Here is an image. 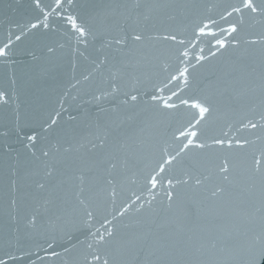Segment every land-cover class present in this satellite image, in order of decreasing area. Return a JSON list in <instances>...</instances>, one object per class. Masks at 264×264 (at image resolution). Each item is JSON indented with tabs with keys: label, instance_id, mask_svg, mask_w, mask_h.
<instances>
[{
	"label": "water",
	"instance_id": "95a60500",
	"mask_svg": "<svg viewBox=\"0 0 264 264\" xmlns=\"http://www.w3.org/2000/svg\"><path fill=\"white\" fill-rule=\"evenodd\" d=\"M239 6L240 0H63L48 28L32 29L43 20L33 0H0V47L12 41L0 57V259L252 264L264 251V15H227ZM205 24L215 35L199 34ZM230 24L238 31H225ZM185 99L210 108L195 128L189 124L198 110L180 103ZM185 130L198 136L181 152ZM178 152L151 188L149 177ZM224 160L227 174L219 171Z\"/></svg>",
	"mask_w": 264,
	"mask_h": 264
},
{
	"label": "snow or ice",
	"instance_id": "6c2138e0",
	"mask_svg": "<svg viewBox=\"0 0 264 264\" xmlns=\"http://www.w3.org/2000/svg\"><path fill=\"white\" fill-rule=\"evenodd\" d=\"M34 5L37 9L40 10V13L43 17V20H37L35 23H32L30 25V27L32 29L37 28L38 26H43L44 28H48L49 24L47 23L48 18L51 14L55 13L57 16H59L61 13L59 11V9L61 8L62 2L63 0H54V4L52 6H46V5H42L41 0H33ZM71 2V0H69V3ZM244 10H248L250 13L252 14H258V15H264V0H262V2L260 4H257L255 2V0H240V6L239 7H233L231 12H228L227 15L231 16L232 12H236V13H242ZM68 22L71 24L72 28L75 29L78 33L79 36L83 37L87 34V31L84 27L80 26L77 24L76 22V18L72 17V16H68L67 17ZM211 24H215V21H211ZM209 29V25L205 24L204 26L199 28V34L200 35H215L214 33L211 32V29L208 30V32L206 33L205 30ZM227 31L229 34L235 33L238 31L237 25L236 24H230L229 27L225 30ZM17 40L20 39L19 36L16 37ZM135 40L139 41L141 39V36L136 35L134 37ZM165 39H170L175 41L176 37L175 36H169V37H165ZM261 41H264V36L260 37ZM11 39H9L8 43L5 44L3 47H0V57H6L8 55L7 49L9 48V45L11 44ZM117 43H122V41H117ZM181 43H183V41H181ZM216 45H219L220 48H224L226 46V41L224 39H217L215 41ZM233 44H238L239 41L237 40H233L232 41ZM250 43H257L256 40L250 41ZM212 55H215V53H211ZM183 55H187V52H184ZM200 60H203L204 57L200 56L199 57ZM186 73H187V68H184L183 70H181L179 72V77L184 78V83L185 85L187 84V77H186ZM177 76H173L172 80H176ZM5 93L0 92V100H5ZM177 93L173 92L172 96H176ZM133 100L136 99L135 96L132 97ZM153 99H160L159 97H153ZM169 100L171 99V97L168 98ZM164 107L166 108H175L176 105L175 104H171L168 102V100H164ZM181 104L183 105H188L191 108L197 109L198 110V118L195 119V123L194 124H189V128H195L196 125H199L200 122L205 118V114L210 112V108L206 107L204 104H202L200 101L198 100H192L191 102L189 100H181L180 101ZM53 123H55V121H52ZM247 127H251V128H256L257 125L254 123L249 122V124L247 125ZM179 135L181 137H184L186 139V143L183 144V147L181 148V152H183L185 149L189 148V146H192L194 144V139L198 136V132L193 130V131H182L179 133ZM37 139V134L33 133L32 135L27 136V140L31 143L34 142ZM212 143L216 144V145H224L225 141L223 139H214L212 141ZM236 143L238 145L241 144V141L237 140ZM244 143L246 144L247 141H244ZM232 141L229 140L228 141V145L231 146ZM197 148H204L206 145L203 143H195L194 145ZM44 155H47V153H44ZM180 153L178 152L176 154V156H172V155H167V158L164 159L163 163L159 165V170L158 172H156L155 174L151 175L149 177L148 183L150 184L151 188H156L158 186V184H160V176L161 174H163L165 172V166L166 165H170L172 164L173 161L176 160L177 156H179ZM264 155V154H262ZM256 167V171H260L259 165L261 164V159H256L254 161ZM219 171L223 174H227L229 171V164L227 160H224L219 168ZM227 175L224 176V179H227ZM190 179V177H189ZM184 183H187V179L185 181H183ZM167 185H168V190L165 191V195L167 196L168 200L171 202L174 196V193L171 191V189L174 187V182L173 179L169 178L166 181ZM175 183L179 184L181 183V181H175ZM196 184H200L201 181L199 179H196L195 181ZM40 187H43V185H40ZM217 191H221V189H217ZM213 195H215V193H213ZM137 200L140 199V197H136ZM89 218H91L92 213L89 212L88 213ZM110 223L109 221H105V224ZM105 233L108 237L112 236V231L111 229H106ZM98 235V240L100 242H103L105 240V235L99 234ZM51 247V245H50ZM91 247V245H90ZM6 256H8L9 260H15L16 257L9 255L8 253H5ZM53 255H55V253H53ZM92 260L94 262V264H109V260L108 259H102L101 256L99 255H93ZM0 264H6V261L3 259H0ZM252 264H264V251H261L257 254H255L253 256L252 259Z\"/></svg>",
	"mask_w": 264,
	"mask_h": 264
}]
</instances>
